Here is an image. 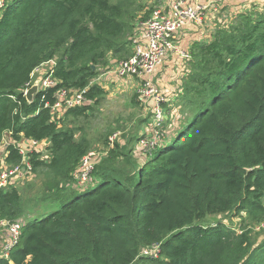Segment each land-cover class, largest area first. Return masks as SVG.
I'll list each match as a JSON object with an SVG mask.
<instances>
[{
    "label": "trees",
    "instance_id": "1",
    "mask_svg": "<svg viewBox=\"0 0 264 264\" xmlns=\"http://www.w3.org/2000/svg\"><path fill=\"white\" fill-rule=\"evenodd\" d=\"M133 4L6 0L0 8V143L48 140V161L36 154L32 167L47 170L54 185L75 181L90 145L51 121L49 107L60 90L86 88L93 103L68 110L65 119L99 104L106 92L92 81L110 68V57L132 54ZM233 16L190 48L176 101L184 120L174 137L143 163L115 143L93 172L95 187L63 194L59 209L26 220L0 264H264V245L254 248L247 227L237 234L222 222L207 224L229 213H244L246 225L264 221V10ZM52 60L57 84L27 102L22 89ZM6 151L8 164L20 162L13 145ZM23 216L19 190H0V222ZM153 247L155 256L144 255Z\"/></svg>",
    "mask_w": 264,
    "mask_h": 264
},
{
    "label": "built area",
    "instance_id": "2",
    "mask_svg": "<svg viewBox=\"0 0 264 264\" xmlns=\"http://www.w3.org/2000/svg\"><path fill=\"white\" fill-rule=\"evenodd\" d=\"M225 1L208 0L204 4L199 0H192V3L186 2V0L167 1L154 9L148 19L141 25L138 38L132 39L131 56L126 60L115 62L111 68L104 72L106 75H113V77L121 80L138 78L141 82L136 93L141 103L147 108L150 117H148L147 124L143 128V135H141L137 145L138 150L149 155L158 146L162 145L166 139L167 94L162 92L147 76L153 74L171 52H178L183 60L190 62V51L188 49L180 50L176 45L178 37L186 27H198L203 24L204 20L213 18L214 15L220 12ZM5 3L6 0H0V8ZM210 37V34L203 36L204 42L209 41ZM55 65V60H52L37 68L31 75V81L22 89V95L25 97L27 90L32 86L34 73L40 71L43 66H48V71L38 81V93L54 87L57 84V81L53 78ZM87 91V88L81 91L60 90L56 94V103L49 107L51 121L59 127L68 110L90 105L91 101L86 98ZM45 107H48V105L46 104ZM9 144L14 146L21 157L20 162L14 165L6 162L8 155L6 149ZM49 145L48 140L37 142L22 137L21 140L13 142L6 137L0 143V147H2L0 149V190H8L11 187H15V183L22 178L31 176L33 172L32 158L34 155H40L44 151L46 152L44 159L48 161L49 152L47 148ZM94 157V154L89 152L80 160L76 170V180L80 186L93 183ZM40 159L43 158L39 156ZM242 214L245 215L244 213ZM24 225L25 220L23 219L15 222H0V227L4 229L3 256L0 258H8L10 251L20 240ZM254 229L256 231L264 230V221L256 224Z\"/></svg>",
    "mask_w": 264,
    "mask_h": 264
},
{
    "label": "rangeland",
    "instance_id": "3",
    "mask_svg": "<svg viewBox=\"0 0 264 264\" xmlns=\"http://www.w3.org/2000/svg\"><path fill=\"white\" fill-rule=\"evenodd\" d=\"M167 1L168 0H134L133 6L129 8L133 15V32L130 40L138 38V32L141 30V25L148 19L151 12ZM233 17L234 16H231L225 9L221 10L218 14L214 15L213 18L204 20L202 24L204 25L203 30L201 31L202 34L212 35L219 27H225L230 23ZM191 29L192 30L189 31V34L194 35L193 32H196V30L195 28ZM194 39L195 37H190L189 43L185 45L188 50H190V47L194 43ZM109 60L111 68L117 61L111 57ZM46 71H48V66H43L40 71L35 72L31 84L33 85L38 82L40 78L44 76ZM171 72L174 73V71ZM171 72L169 74H171ZM186 72L184 78L188 74L189 69ZM100 75L101 72L92 83L103 87L101 88L106 92L103 99L98 105H92L93 107L91 111H89L85 117H69L67 119L64 117L59 124V127L64 126L65 128H70L73 130L76 138H85L89 142L90 149L88 153L91 152L95 156L93 160V172L96 166L101 164L107 158L110 150L115 149V143L118 144L120 148L127 146L126 148L130 157L136 162H145L147 154L136 149V143L134 142L141 133V120H144L147 115L144 108L139 102H137L139 101V98L136 90L141 82L138 78H134L133 81L125 83V80L116 79L113 75H106L105 73L101 76ZM171 83L172 82L169 84ZM172 89H176V85L173 84L172 88L170 87V90ZM92 103L93 102L90 104ZM180 111L181 108L179 110L177 108L175 112L167 113L166 115L167 124L165 125V138L167 139V142L174 137L175 131L180 127L182 120H184L181 118ZM1 148L2 147H0V149ZM128 148H132V150H129ZM45 155L46 152L44 151L40 153L39 156L43 158L40 160L47 162L46 159H44ZM120 162H122V159H120V161L118 160V163ZM118 165L125 167L128 172L131 171L127 164ZM46 175L47 170L40 168L35 172L33 171L30 177H24L19 182L15 183L14 188H17L21 195L22 205L24 207V216L22 219L25 221L28 219H43L50 213L59 209L61 203L56 204V201L58 198H62L63 194H69L72 190H83L88 187V190H90L95 187L94 184L91 185L92 182L88 185L80 186L76 180L77 177L76 179L74 178L75 181L72 183L61 182L58 183V185H54L52 178H48ZM86 191L76 193L84 194ZM243 216L244 215L241 214L234 215V213L214 216L208 219L207 224L212 225L222 222L227 226L234 228L237 234H240L242 228L247 227V230L249 229L250 231L251 241L254 248L264 245V230L256 231L254 229L256 224H244L241 219ZM3 233V227H0V257L3 256ZM147 252L148 253H144V255L155 256L156 248L153 247L148 249ZM262 252L264 253V248L259 254Z\"/></svg>",
    "mask_w": 264,
    "mask_h": 264
},
{
    "label": "crops",
    "instance_id": "4",
    "mask_svg": "<svg viewBox=\"0 0 264 264\" xmlns=\"http://www.w3.org/2000/svg\"><path fill=\"white\" fill-rule=\"evenodd\" d=\"M199 1L204 4L208 0H199ZM186 2L192 3V0H186ZM252 8L264 10V0H226L225 3L223 4V6L221 7L220 11L225 9L231 16H233V14L238 13L237 11H239L240 9L242 11H244V10L246 11L247 9H252ZM203 26L204 25H201L198 27H196V26L186 27L183 30V32L180 34V36L178 37V40L176 42L177 47L180 50L187 49L185 47V45L189 43L190 37H195L194 43L200 42V41L204 42L203 36H205V35H203L201 32L203 30ZM191 28H195V30H196V32L195 31L193 32L194 35L189 34V31L192 30ZM188 69H189V62H186L185 60H183L180 57V55L178 54V52H171L166 57L164 62L158 66L156 71L153 74H151L150 76H147V78L151 79L162 92H165L167 94L168 103L166 104V108H167L168 113H173L177 110V105H176L177 96H178L177 92L180 89L181 82H182L185 74L187 73L186 71H188ZM171 71H174V73ZM170 72H171V74H169ZM114 78H116V77H114ZM116 79H118V78H116ZM131 81H133V79H125V83H129ZM170 82H172V83L169 84ZM120 83H122V82H120ZM173 84L176 85V89L170 90V87L172 88ZM137 102H139V104L144 108V111L147 112L146 118H144V120H146V121H144L142 123V128L140 130V132H141L140 136H141V134L143 135V128L147 124V121H148L147 119H148V117H150V115H149L147 108L141 103V101L139 100ZM168 109H170V110H168ZM137 149H138V146H137Z\"/></svg>",
    "mask_w": 264,
    "mask_h": 264
},
{
    "label": "water",
    "instance_id": "5",
    "mask_svg": "<svg viewBox=\"0 0 264 264\" xmlns=\"http://www.w3.org/2000/svg\"><path fill=\"white\" fill-rule=\"evenodd\" d=\"M94 69V67H93ZM38 93V82H36L35 84H33L26 92V100L29 103L33 102V98L34 96Z\"/></svg>",
    "mask_w": 264,
    "mask_h": 264
},
{
    "label": "bare ground",
    "instance_id": "6",
    "mask_svg": "<svg viewBox=\"0 0 264 264\" xmlns=\"http://www.w3.org/2000/svg\"><path fill=\"white\" fill-rule=\"evenodd\" d=\"M6 259V258H5Z\"/></svg>",
    "mask_w": 264,
    "mask_h": 264
}]
</instances>
